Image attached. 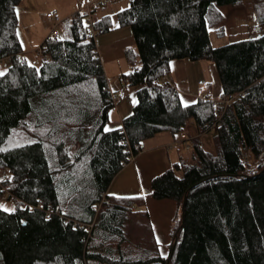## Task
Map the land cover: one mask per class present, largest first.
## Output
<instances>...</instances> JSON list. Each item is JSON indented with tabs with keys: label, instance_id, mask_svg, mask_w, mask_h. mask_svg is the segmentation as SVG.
Returning a JSON list of instances; mask_svg holds the SVG:
<instances>
[{
	"label": "trees",
	"instance_id": "16d2710c",
	"mask_svg": "<svg viewBox=\"0 0 264 264\" xmlns=\"http://www.w3.org/2000/svg\"><path fill=\"white\" fill-rule=\"evenodd\" d=\"M20 1L0 0V196L12 202L0 208V264H264V34L219 47L209 38L220 6L249 2L264 27V0H128L115 28L133 39L120 81L135 100L111 130L119 100L94 43L114 29L110 17L92 15L89 28L75 11L66 37L48 33L37 46L48 60L28 64L16 35ZM176 60L210 62L219 100L183 105L164 80ZM211 130L208 153L199 136ZM161 133L183 136L189 152L149 185V198L176 208L165 257L145 196L106 194L133 146Z\"/></svg>",
	"mask_w": 264,
	"mask_h": 264
},
{
	"label": "crops",
	"instance_id": "0c3cea01",
	"mask_svg": "<svg viewBox=\"0 0 264 264\" xmlns=\"http://www.w3.org/2000/svg\"><path fill=\"white\" fill-rule=\"evenodd\" d=\"M118 3L120 6L116 9L122 10L126 8L128 1L119 0ZM217 9L221 14L222 21L220 24L209 29V38L210 34H212L218 39L214 45L211 44L212 46L219 47L226 45V41L234 39V37L246 38L232 42L250 39L264 34V27L257 25L254 20L249 2H245L238 7L220 6ZM50 11H56L59 15L56 9L45 10L44 15ZM115 14L114 16L108 14L98 16L108 15L114 29L109 33L94 38L97 55L107 80L108 90L111 93H114L117 88H122L123 86L120 81V75L127 70L123 50L133 46V39L129 29L115 28ZM210 43H212L211 39ZM31 49L33 50V48ZM22 56L24 58V55ZM166 78L178 92L183 105L191 104L197 98H208L212 101L219 100L220 87L216 71L210 62L173 61L170 63L169 74ZM130 98L127 104L123 105L119 102L112 109H115L117 112L115 119L118 125L117 127L120 126L121 119L130 112V108L134 103L133 97L131 96ZM108 120L110 121V112ZM184 132L188 137L196 136L190 124L185 127ZM175 143L177 145L176 148L169 147L170 145H175ZM186 145L187 142L182 143L179 134L172 136L167 133L157 134L142 142L140 144L141 153L116 174L106 191V194L113 197L145 196L144 210L147 213L150 228L157 245H159L157 242L158 235L166 238L167 244L169 245V233L176 208L170 200H153L148 197L150 181L178 161L179 157L173 155L170 150L180 148L182 151H187Z\"/></svg>",
	"mask_w": 264,
	"mask_h": 264
},
{
	"label": "rangeland",
	"instance_id": "374dc122",
	"mask_svg": "<svg viewBox=\"0 0 264 264\" xmlns=\"http://www.w3.org/2000/svg\"><path fill=\"white\" fill-rule=\"evenodd\" d=\"M85 2H89V0H21L20 1V3L17 5L15 9L16 17H17L16 35L21 46L22 55H24L25 61L28 64L31 63L33 64L34 61L33 50L36 49V47L41 43L42 39L51 31L52 28L51 22H49L44 16L45 10L47 9L58 10L59 15L63 20V22L61 23V25L55 28L56 33H59L61 37H66L67 36V31L65 27L66 19H68V17L75 11H80V9L84 6ZM111 2L112 4L95 10L93 17H98L99 15L102 14H108L114 16V14L118 10H120V9H116L118 6H120L118 3L119 0H111ZM96 36L97 35H95V37ZM241 38H246V37H234V39H230L226 41V43L229 44L232 41ZM210 39L212 42L211 44L213 45L215 44L216 41H218V39H216L212 34H210ZM30 47L33 48V50ZM135 89H136L135 87L124 88L122 86V88H117L115 90L114 96L118 100H120L119 102H121L124 105L130 101L131 96L135 100V96H134ZM116 117H117L116 110L115 109L111 110L110 121H108L107 125L105 126V130H111L117 128L118 125L115 120ZM213 136H214V132L211 130L201 135L199 138V142L202 149L208 153L214 152ZM170 151L171 153H173V155L179 157V159H183V158L188 159L189 157V152L182 151L180 148H178L177 150H170ZM177 175L179 176V173H177ZM1 176L2 174L0 172V177ZM0 208L5 211H10L12 209V202L11 201L1 202ZM157 242L159 243L158 251L160 255L165 257L168 254V246H167L168 244L166 238L164 237L162 238L158 235Z\"/></svg>",
	"mask_w": 264,
	"mask_h": 264
},
{
	"label": "built area",
	"instance_id": "2783aa9c",
	"mask_svg": "<svg viewBox=\"0 0 264 264\" xmlns=\"http://www.w3.org/2000/svg\"><path fill=\"white\" fill-rule=\"evenodd\" d=\"M111 4V0H90L88 3H86L81 9L80 12L81 14L84 16V23L85 25H87L89 28H91L92 25V15L93 12L99 8H102L104 6H108ZM45 18L51 22L52 24V28L51 31L49 32L50 35L55 36L56 35V27L60 25L62 19L60 18V16L58 15V13L56 11H50L48 13H46ZM33 55H34V61L33 64H39L41 61H47L48 60V56L44 55L41 52L40 48H36L33 51ZM19 60H21V57H19ZM2 61H0V65H1ZM166 82H169L167 78L164 79ZM237 97V95H230L227 98L222 100V103L224 105H228L229 103H231L235 98ZM181 139H183V136H181ZM170 148H176V145H170ZM133 151L135 152V155L132 154L131 151H129L128 154V161L129 163L132 162L134 160V158L139 155L141 153V147L139 145H134L133 146ZM250 154L248 150H244L242 152V162H247L249 160ZM6 194L1 195L0 196V203L7 201L6 199Z\"/></svg>",
	"mask_w": 264,
	"mask_h": 264
},
{
	"label": "water",
	"instance_id": "95a60500",
	"mask_svg": "<svg viewBox=\"0 0 264 264\" xmlns=\"http://www.w3.org/2000/svg\"><path fill=\"white\" fill-rule=\"evenodd\" d=\"M183 209H184V198H183L181 206H180V226H179V228L182 227ZM173 248H174V244H172V246L170 247L168 258L171 257L172 252H173ZM166 264H167V262H166Z\"/></svg>",
	"mask_w": 264,
	"mask_h": 264
}]
</instances>
